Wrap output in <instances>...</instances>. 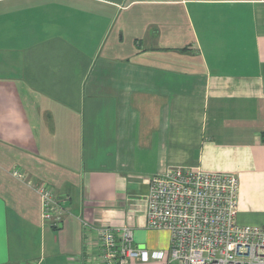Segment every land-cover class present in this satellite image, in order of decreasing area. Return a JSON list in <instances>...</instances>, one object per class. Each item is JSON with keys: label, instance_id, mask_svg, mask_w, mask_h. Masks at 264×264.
Masks as SVG:
<instances>
[{"label": "crops", "instance_id": "0c3cea01", "mask_svg": "<svg viewBox=\"0 0 264 264\" xmlns=\"http://www.w3.org/2000/svg\"><path fill=\"white\" fill-rule=\"evenodd\" d=\"M173 167L236 176L264 226V0H0V264H100L93 229L124 225L168 252L145 203Z\"/></svg>", "mask_w": 264, "mask_h": 264}, {"label": "built area", "instance_id": "2783aa9c", "mask_svg": "<svg viewBox=\"0 0 264 264\" xmlns=\"http://www.w3.org/2000/svg\"><path fill=\"white\" fill-rule=\"evenodd\" d=\"M12 175L22 179L18 171ZM40 202V220L52 228L63 222V200L44 183L33 185ZM236 176L173 167L149 179L145 227L167 231L169 249H139L132 228L93 229L100 264H264V226L239 225Z\"/></svg>", "mask_w": 264, "mask_h": 264}, {"label": "rangeland", "instance_id": "374dc122", "mask_svg": "<svg viewBox=\"0 0 264 264\" xmlns=\"http://www.w3.org/2000/svg\"><path fill=\"white\" fill-rule=\"evenodd\" d=\"M167 254H168V253H167V251H166V252H164V255H165V259H166V256H167Z\"/></svg>", "mask_w": 264, "mask_h": 264}, {"label": "water", "instance_id": "95a60500", "mask_svg": "<svg viewBox=\"0 0 264 264\" xmlns=\"http://www.w3.org/2000/svg\"><path fill=\"white\" fill-rule=\"evenodd\" d=\"M139 249H142L143 250L144 249V246L139 247Z\"/></svg>", "mask_w": 264, "mask_h": 264}]
</instances>
